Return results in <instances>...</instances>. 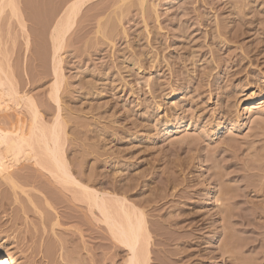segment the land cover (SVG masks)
Here are the masks:
<instances>
[{
    "label": "rangeland",
    "instance_id": "rangeland-1",
    "mask_svg": "<svg viewBox=\"0 0 264 264\" xmlns=\"http://www.w3.org/2000/svg\"><path fill=\"white\" fill-rule=\"evenodd\" d=\"M70 1L18 0L25 32L9 7L0 15V55L47 123L58 113L51 33ZM129 1L87 2L61 51L74 176L144 211L151 264H264V0H148L145 14ZM14 171L16 186L0 179V253L125 264L77 187L32 163Z\"/></svg>",
    "mask_w": 264,
    "mask_h": 264
},
{
    "label": "bare ground",
    "instance_id": "bare-ground-1",
    "mask_svg": "<svg viewBox=\"0 0 264 264\" xmlns=\"http://www.w3.org/2000/svg\"><path fill=\"white\" fill-rule=\"evenodd\" d=\"M89 1L91 0L70 1L57 19L51 33L54 81L50 86L49 96L57 104L58 113L50 123L44 120L35 99L19 91L13 74L0 55V115L5 116L10 109H16L18 114L14 126L9 129L0 127V179L14 187L17 184L14 178L15 168L24 163H32L40 171L48 173L57 183L67 187H77L79 192L77 188L75 190L79 194L80 201L86 202L91 210H96L99 213L101 222L106 226L114 243L127 250L125 264H151L152 236L144 211L125 197L115 193L102 192L82 184L74 176L65 153L66 131L63 117L60 114V91L65 82L61 51L68 34L75 27L83 6ZM128 1L121 0V4H126ZM133 1H136L134 3L141 8V14H145L146 9L144 10V8L148 4V0ZM6 7H9L12 14L19 19V24L25 32L18 0H0V15ZM149 7L153 8L151 12H155L156 4L151 3ZM149 7H147V11L150 10ZM258 97L249 98L248 104L255 102ZM22 108L29 111L30 119L20 117ZM255 108V111L261 110L259 106H255ZM183 127H186L185 122L179 120L175 124L165 123L164 131H173L174 129L179 131ZM223 128L224 124L220 125L217 132L221 133ZM76 191L74 193L78 196ZM21 262L22 258L17 253H0V264H21Z\"/></svg>",
    "mask_w": 264,
    "mask_h": 264
}]
</instances>
